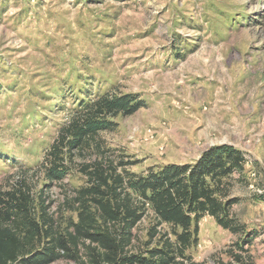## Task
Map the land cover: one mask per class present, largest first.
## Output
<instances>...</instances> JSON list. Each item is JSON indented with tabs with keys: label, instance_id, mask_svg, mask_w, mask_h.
<instances>
[{
	"label": "rangeland",
	"instance_id": "1",
	"mask_svg": "<svg viewBox=\"0 0 264 264\" xmlns=\"http://www.w3.org/2000/svg\"><path fill=\"white\" fill-rule=\"evenodd\" d=\"M105 90L143 102L98 135L127 162L118 170L192 163L221 143L243 152L228 196L251 237L241 259L243 232L208 216L187 253L192 264H264V0H0V191L26 185L54 212L71 199L85 177L72 169L45 190L39 166L76 102ZM153 222L148 208L135 246Z\"/></svg>",
	"mask_w": 264,
	"mask_h": 264
},
{
	"label": "trees",
	"instance_id": "2",
	"mask_svg": "<svg viewBox=\"0 0 264 264\" xmlns=\"http://www.w3.org/2000/svg\"><path fill=\"white\" fill-rule=\"evenodd\" d=\"M48 146L39 171L44 189L76 169L84 185L65 197L58 211L26 185L0 191V264H192L188 249L198 242L206 216L222 229L243 232L236 242L240 260L250 236L234 218L229 178L243 171L246 157L237 147L210 146L192 163L150 166L130 172L115 162L98 137L113 130L118 116L135 112L142 101L133 93H84ZM150 208L154 222L148 240L135 246L133 229ZM74 211L75 219L56 213ZM166 224L169 230L161 229Z\"/></svg>",
	"mask_w": 264,
	"mask_h": 264
}]
</instances>
